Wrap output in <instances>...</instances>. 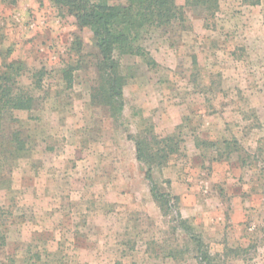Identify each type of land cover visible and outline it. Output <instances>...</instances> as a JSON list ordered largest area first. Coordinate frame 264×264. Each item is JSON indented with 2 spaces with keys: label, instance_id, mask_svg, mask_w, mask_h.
<instances>
[{
  "label": "rangeland",
  "instance_id": "obj_1",
  "mask_svg": "<svg viewBox=\"0 0 264 264\" xmlns=\"http://www.w3.org/2000/svg\"><path fill=\"white\" fill-rule=\"evenodd\" d=\"M211 2L142 30L151 65L114 51L125 83L112 118L91 97L89 27L52 0H0V68L34 98L0 127V264H199L194 238L214 264H264V0ZM150 128L179 140L151 171L177 196L165 210L135 157Z\"/></svg>",
  "mask_w": 264,
  "mask_h": 264
},
{
  "label": "trees",
  "instance_id": "obj_2",
  "mask_svg": "<svg viewBox=\"0 0 264 264\" xmlns=\"http://www.w3.org/2000/svg\"><path fill=\"white\" fill-rule=\"evenodd\" d=\"M52 1L65 7L79 24L91 30L100 56L97 64L99 83L93 88L91 97L93 101L106 107L112 118H117L122 111V87L125 83L124 76L119 72L114 51L140 55L148 65H151L153 60L149 58V54L136 44L142 30L183 21L184 5L208 8L212 4V0H184V4H178L175 0H126L125 4H109L104 0ZM243 1L249 5H257L260 2ZM15 79L16 73L11 64H5L0 68V127L6 113L29 110L33 107V96L15 91ZM132 139L136 159L146 166L145 175L150 183L149 191L154 201L162 210H165L171 200L176 207L177 196L160 192L152 179L151 171L153 167H160L166 163L170 155L178 153L179 140L173 135L155 134L151 128L142 134H136ZM7 140L16 148L15 150L22 149L24 145L17 132ZM175 211L180 223H184L179 217L178 210ZM194 240L199 253L197 256L199 264H214L213 262L218 261L219 255L212 254L200 238Z\"/></svg>",
  "mask_w": 264,
  "mask_h": 264
}]
</instances>
